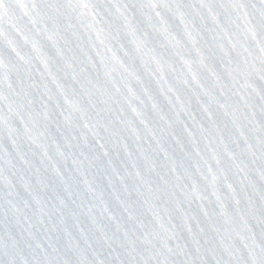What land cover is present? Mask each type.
<instances>
[{"label":"water","instance_id":"water-1","mask_svg":"<svg viewBox=\"0 0 264 264\" xmlns=\"http://www.w3.org/2000/svg\"><path fill=\"white\" fill-rule=\"evenodd\" d=\"M0 264H264V0H0Z\"/></svg>","mask_w":264,"mask_h":264}]
</instances>
